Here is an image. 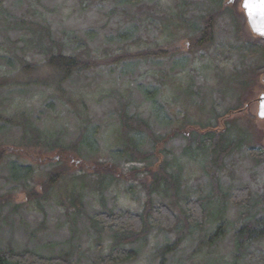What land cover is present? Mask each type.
<instances>
[{"label":"rangeland","instance_id":"rangeland-1","mask_svg":"<svg viewBox=\"0 0 264 264\" xmlns=\"http://www.w3.org/2000/svg\"><path fill=\"white\" fill-rule=\"evenodd\" d=\"M242 4L0 0V78L24 84L0 88V251L104 264L117 244L136 255L110 264H264V234L250 238L264 223V38ZM210 10L213 40L198 48L193 34ZM19 22L43 26L65 54L87 63L63 94L22 71L44 61L40 41L48 40ZM158 47L173 56L136 57ZM124 109L138 130L124 127ZM227 126L240 144L214 161L200 146ZM35 131L49 140H30ZM59 170L70 174L46 193ZM149 202L157 212L148 233L118 243L121 229L104 224L106 216L141 215ZM198 202L207 211L201 221ZM164 205L169 212L158 214ZM166 245L173 250L154 256Z\"/></svg>","mask_w":264,"mask_h":264},{"label":"trees","instance_id":"trees-1","mask_svg":"<svg viewBox=\"0 0 264 264\" xmlns=\"http://www.w3.org/2000/svg\"><path fill=\"white\" fill-rule=\"evenodd\" d=\"M220 2L222 0H217ZM221 9V8H219ZM216 11L217 10H210L208 11L207 14L203 15L201 19V29L198 30L193 34L194 39L196 42H194V45L196 47H204L205 45L209 44L213 40V30L215 26V19H216ZM17 27L19 29L23 30H32L35 33H38L41 35L43 34L42 38L44 37L47 39V43H44L40 41V45L43 48V51L45 54L44 61L40 64L37 65H24V69L22 68V71L31 73L32 75L35 74L36 76L31 79V83L34 85H42L47 87L48 89H52L56 94L60 95L63 94V85L64 83L71 78V76L76 73V72H81L87 68V63L82 60L79 57L76 56H71L67 55L63 52V48L59 46V43L57 41L51 40V36L49 32L44 31V27L31 23V22H19L17 23ZM43 38V39H44ZM262 42H264V39H262ZM260 45V44H259ZM259 45H256L255 43L252 44V48L254 51H259L256 47H259ZM256 49V50H255ZM168 50V49H167ZM166 49L162 48H154V49H145L143 51H140L137 53L136 57H145L148 58V56H173L170 55V52H168ZM151 51H155V53H152ZM176 50H174L175 53ZM261 51H264V49H261ZM173 53V54H174ZM45 70L46 73L43 78H40V75H43L42 70ZM264 70V66L261 67L260 71ZM21 71V69H20ZM26 73V74H28ZM42 73V74H41ZM38 76V77H37ZM22 83L16 79L15 77H12L11 75H6L0 78V88H5L9 86H20ZM24 85V84H22ZM26 85V84H25ZM228 113V112H227ZM233 113V112H232ZM229 114H231L229 112ZM121 120L126 129L129 131L131 130H138L133 128L132 126L134 123H132L133 118H131L125 109L121 113ZM145 124V122H143ZM146 125V124H145ZM214 131V130H213ZM229 128L227 126L226 130L224 132L218 133L216 130L214 132H209L206 135V139L203 142V144L200 146L202 150H206L207 147L212 150L213 153V160L214 161H219L225 158L233 149V146H239L240 143L235 144L233 143V139L229 137ZM38 131H35L33 138L30 140H35L37 142H40L41 138H46L44 141H48L49 138L45 133H41L40 135H35ZM177 133L176 130H174V134ZM26 136V135H25ZM35 137V138H34ZM77 143H74V149L75 152L79 153L80 150L77 148ZM41 144V143H38ZM62 148V151H67V149L63 146H59ZM58 147V148H59ZM80 154V153H79ZM60 159V158H59ZM164 169L163 172H166L165 166L162 167ZM70 174L67 173L66 171L59 170V171H54L52 174L49 176L45 186H44V191L47 193L51 189H53L57 184H59L64 178H67L68 175ZM72 174V173H71ZM82 178H86L85 175H82ZM162 177L157 178L160 180ZM196 205L193 206L192 208L194 209L197 218L202 220V218L206 215V208L203 202L201 203H195ZM144 214L141 215H131V214H126L124 216H116V217H110L106 216V221H103L104 224H107V222H112V220H115L117 228L121 232L118 233V235L115 236V239L118 240V243H133L137 239L145 236L149 229H150V221L155 220V214L157 210L154 211V209L151 206V203L149 202ZM154 211V212H153ZM169 212L168 206L164 205L160 209V215L166 214ZM154 214V215H153ZM113 218V219H112ZM196 221V223L200 222ZM103 225V228L105 230L108 229L106 225ZM111 224V223H110ZM264 224V223H263ZM263 224L255 230V233L251 234V239L254 237H258L262 234H264V228ZM148 226V227H147ZM262 227V228H261ZM261 229V230H260ZM255 234V235H254ZM172 245H166L163 246L157 250L154 251V256L155 254H160V256L165 257L169 252H171L173 249L171 247ZM119 246L115 244L113 246V249L111 253L104 258V264H110L108 261L112 260H124V259H129L135 257V252L133 251H128V250H122L118 248ZM0 264H74L70 260L69 254L65 255H59V256H54V257H46L44 255H41L37 252L30 251V250H25V251H16L15 248L9 246L7 250L5 251H0Z\"/></svg>","mask_w":264,"mask_h":264},{"label":"water","instance_id":"water-1","mask_svg":"<svg viewBox=\"0 0 264 264\" xmlns=\"http://www.w3.org/2000/svg\"><path fill=\"white\" fill-rule=\"evenodd\" d=\"M248 22L259 37L264 38V0H243L242 4ZM259 112L258 117L264 119V94L258 99Z\"/></svg>","mask_w":264,"mask_h":264}]
</instances>
